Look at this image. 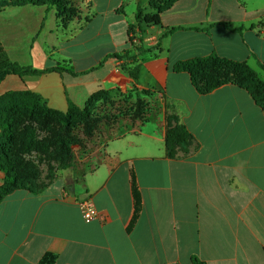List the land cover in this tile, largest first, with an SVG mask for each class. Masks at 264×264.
I'll use <instances>...</instances> for the list:
<instances>
[{"label":"crops","instance_id":"crops-1","mask_svg":"<svg viewBox=\"0 0 264 264\" xmlns=\"http://www.w3.org/2000/svg\"><path fill=\"white\" fill-rule=\"evenodd\" d=\"M84 1L87 9L66 24L48 6L0 12V45L10 61L78 74L8 75L0 97L30 91L66 113L68 99L83 108L107 91L99 106L114 116L73 188L60 179L0 203V264H43L48 255L54 264H264V107L246 88L202 92L174 69L215 54L264 73V0H178L159 25L144 27L150 52L138 56L137 80L121 69L125 59L110 56L134 55L129 26L137 24L138 0ZM142 9L157 12L151 0ZM177 125L191 145L169 158L166 139ZM132 173L142 210L129 231ZM4 178L0 170V187ZM87 200L98 212L91 222L83 215Z\"/></svg>","mask_w":264,"mask_h":264},{"label":"trees","instance_id":"trees-1","mask_svg":"<svg viewBox=\"0 0 264 264\" xmlns=\"http://www.w3.org/2000/svg\"><path fill=\"white\" fill-rule=\"evenodd\" d=\"M178 0H169L163 8H156L155 14H146L142 9V0H138V9L136 14V25L129 26V44L134 55L125 54L124 56L113 55L118 61L123 59L126 62L121 69L126 72L130 78L137 80L141 72V66L138 63V56H143L150 52L142 46L141 36L145 34V28L150 25H159L160 16L172 7ZM48 6L57 10V16L65 24L70 21L66 19L67 6L63 0H18L1 4L0 12L7 6ZM171 29L167 34L172 33ZM139 32V43H134L133 36ZM165 34V36L167 35ZM130 52V53H132ZM264 70V66L260 65ZM176 72H186L191 75L193 85L202 92L210 93L224 85L235 84L246 88L253 93L257 102L264 107V82L258 78L256 72L246 63L229 62L220 59L217 55L208 58L193 59L187 62H181L175 66ZM230 70V75L225 73ZM68 73L77 76L72 70L64 67L46 68L36 70L31 67H24L18 62L10 61L0 45V84L8 75L19 77L39 76L48 73ZM244 78L245 81L242 79ZM254 84L251 85V83ZM110 99V93L101 91L94 94L83 108L78 107L68 99V111L66 113L51 109L45 99L40 95L30 92H8L0 97V170L4 173L5 178L0 187V203L16 190H28L32 193H39L45 189L36 191L19 184V175L16 171L17 164L13 160L14 146L18 140L17 123L20 119L31 121H43V125H48L49 121L58 123L65 128L73 127L76 124L86 123L94 116L95 110L100 103H107ZM44 120H47L44 122ZM35 131L29 130L25 146L32 151L34 146ZM192 136L184 125H177L171 128L166 139V150L169 158H174L179 148L186 149L191 145ZM69 151V150H68ZM68 154V153H66ZM132 192L134 199V214L129 231L135 225L142 210V195L136 182L135 175L132 173ZM55 257L48 255L45 257L43 264H54ZM192 264H205L198 258L192 259Z\"/></svg>","mask_w":264,"mask_h":264},{"label":"rangeland","instance_id":"rangeland-1","mask_svg":"<svg viewBox=\"0 0 264 264\" xmlns=\"http://www.w3.org/2000/svg\"><path fill=\"white\" fill-rule=\"evenodd\" d=\"M14 1L18 0H0L1 4ZM146 1L142 0V4L144 5ZM63 2L67 6V20L78 17L88 6L84 0H63ZM166 2L151 0V8H163ZM138 35L140 38L141 34ZM230 74V70L225 73V75ZM256 74L264 82V73L260 71ZM242 79L245 81L244 78ZM251 85L254 86L252 83ZM262 100L264 101V97ZM109 111L111 110L107 105H98L90 121L70 128L51 121L48 125H43V121L20 119L17 123L18 140L13 153L19 184L39 191L47 189L61 179L67 189L73 188L76 182L82 179L87 157L94 152V148L99 146V140L104 138L113 126L114 116L109 114ZM29 130L35 131L32 151L25 146ZM91 143H94V147L89 149Z\"/></svg>","mask_w":264,"mask_h":264},{"label":"built area","instance_id":"built-area-1","mask_svg":"<svg viewBox=\"0 0 264 264\" xmlns=\"http://www.w3.org/2000/svg\"><path fill=\"white\" fill-rule=\"evenodd\" d=\"M139 33L137 32L133 38H134V43H139ZM82 206H83V215H84V219L86 222H91L93 220H95L98 217V212L96 211L95 207L93 206V204L91 203V201H84L82 202Z\"/></svg>","mask_w":264,"mask_h":264}]
</instances>
